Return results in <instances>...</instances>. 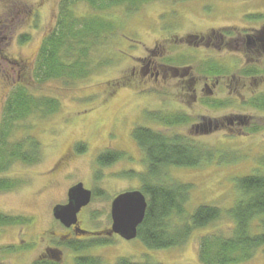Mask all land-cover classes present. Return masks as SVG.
<instances>
[{
	"label": "rangeland",
	"instance_id": "obj_1",
	"mask_svg": "<svg viewBox=\"0 0 264 264\" xmlns=\"http://www.w3.org/2000/svg\"><path fill=\"white\" fill-rule=\"evenodd\" d=\"M61 2L62 0H0V30L2 37H5L0 42V67L4 65L7 72L8 67L12 66L1 58L2 54L11 59L17 58L18 63H22V60L29 62L27 70L20 76L19 85L28 88L36 97L54 98L59 104L58 110L53 113L46 116L35 113L15 123L11 140L33 135L42 145V159L34 165L13 164L2 174L5 179H15L18 183L15 189L0 192V212L11 216H33L30 229L28 226L23 228L22 225L15 230L21 227L24 231L32 230L36 237L45 231L62 232L64 229L54 223L50 199L60 202L66 197L65 192L70 185L83 182L94 190V196L79 215L82 227L89 230L108 227L111 223L112 198L123 191L139 189L140 181L135 171L145 169L143 154L128 136L129 132L135 125L142 124L146 118L145 109L160 107L177 113L187 112L190 122L169 131L155 123L146 125L199 141L202 147L205 145L214 150L225 151L221 160L212 158L196 167L169 170V180L193 186L186 205L187 211L191 212L200 204L216 205L223 210L230 208L238 197L235 178L255 169L264 173V111L244 104L245 99L253 98L258 94L256 92L264 90V77L254 80L243 77L238 80L237 88H240L242 98L238 100L237 107L233 104L235 100L232 101L229 97L232 104L216 108L205 102L202 106L189 96L186 99L179 95L181 92H178L175 100L171 88L178 79H171L170 76L162 81L161 78L141 74L142 64L137 59L147 55V48L157 45L156 38H174L171 33H177V38H181L180 36L184 37L189 33L204 32V61L214 62L227 56L229 59L234 58L235 63L238 62L241 66L248 59H235V54L224 53L233 51L239 44L231 42L228 49L225 41L228 37L221 42L217 36L221 31L226 33L231 30L236 40L239 33L235 32L237 26H247L252 21L261 20L263 14L253 7L263 4L264 0H154L134 13H125L118 7L108 9L105 14L117 23L116 33L94 50V69L90 74L75 81L45 77L41 80L36 77L41 43L55 26ZM258 7L264 8V4ZM72 8L81 16L92 12L82 2H76ZM223 47L227 48L224 52ZM162 49L164 52L161 57L167 60L170 56L176 57L181 51L172 42L162 44V48L158 46L156 53L160 55ZM186 49L193 53L192 48ZM158 55L150 58L159 62L161 58ZM189 56L192 58V55ZM248 64L252 65L253 62ZM5 75L0 68V118L2 105L12 91L9 82H13V79L11 77V81L9 78L6 80ZM255 80L258 85L254 87ZM207 81L204 79V83L210 84ZM211 82L215 83V80ZM234 82L231 79V83ZM219 86L213 88L210 100L219 98V95L230 96L231 91L234 92L231 87L220 94ZM233 114L246 116L251 121L249 126L241 127L242 131L256 128L249 135L237 134L234 132L237 129L231 130L227 128L228 125L226 128L222 127L224 133L222 129L215 128L214 120L221 121L225 116ZM201 116H204V123L206 120L212 122V131L193 128L194 124L203 123ZM81 142L85 149L78 152L75 146ZM110 142L114 149L124 151L126 157L108 165H100L97 156L110 148ZM66 151L72 156L67 157L54 172L48 173ZM51 178L56 181L55 185H48ZM232 227V220L224 215L217 222L194 229L184 244L161 250L146 248L138 238L123 240L113 235L111 244L100 250V253L101 257L112 261L125 255L133 261H149L151 264H201L197 257L200 237L211 232L229 234ZM11 231L14 229H7L0 236V243L13 241ZM34 240L35 238H29L28 241ZM66 258L60 264H69L70 259ZM12 261L11 264H17ZM238 264H264V254L260 249L251 259Z\"/></svg>",
	"mask_w": 264,
	"mask_h": 264
},
{
	"label": "trees",
	"instance_id": "obj_2",
	"mask_svg": "<svg viewBox=\"0 0 264 264\" xmlns=\"http://www.w3.org/2000/svg\"><path fill=\"white\" fill-rule=\"evenodd\" d=\"M150 1L154 0H63L54 28L43 39L36 77L70 81L85 78L94 69V50L116 33L117 23L105 12L118 7L125 13H134ZM76 2L84 3L92 12L78 15L72 8ZM58 107L56 99L36 97L23 85L12 88L1 109L0 191L17 186L18 180L2 177L11 165H34L42 159V145L33 135L11 140L15 123L35 113L46 116L57 111ZM132 135L147 163L146 171L137 175L147 208L136 236L146 248L161 250L180 246L194 229L206 227L226 215L233 222L232 231L201 236L197 252L199 262L238 264L251 259L260 249L264 254L263 172L255 169L235 178L238 197L230 208L223 210L216 205L200 204L188 212L186 205L193 186L169 180L168 169L196 167L212 158L221 160L224 155L205 145L184 142L180 138L169 139L145 127L135 128ZM75 148L80 152L82 144ZM121 157V152H103L97 156V161L100 165H107ZM114 264L151 263L122 256Z\"/></svg>",
	"mask_w": 264,
	"mask_h": 264
},
{
	"label": "flooded vegetation",
	"instance_id": "obj_3",
	"mask_svg": "<svg viewBox=\"0 0 264 264\" xmlns=\"http://www.w3.org/2000/svg\"><path fill=\"white\" fill-rule=\"evenodd\" d=\"M62 2L60 3V6L62 5ZM60 6H58V12ZM258 6L253 7V9L255 11H260L263 14L261 20L252 21L251 25L237 26L235 28V32L236 34L238 32L239 33L236 40H234V36H233L234 32H231V30H228L226 33H223V31H221V33L218 34L217 36L221 42L225 37H228V39L225 40L227 48L229 47L231 42L239 44L237 48L235 49L233 48L234 50L229 52H224L227 48L223 47V52L228 55L235 54L234 56L236 57L235 59L245 57L246 59H248L247 62H244L245 65L243 64L239 66L238 62L235 63L234 58L229 59L227 56L226 58L223 59L218 58L214 62L212 61L208 62V60L204 61V32H200L197 34L189 33L186 34L184 37L180 36L181 38H177L178 36L177 33H171L172 37L174 38H168L167 36L170 34L166 36L167 38L164 37L156 38L155 44L157 45H154L151 49L147 48L146 49L147 55L143 57H138L137 60L139 61V63L142 64L140 66L141 74H144L146 76L147 75L153 76L155 79L161 78L162 81L166 80L170 76L171 79L172 78L178 79V81L174 83V86H172L171 88V92L172 95L174 96L173 97L174 99L175 96L178 94V92H181L179 95H183L186 99L189 96L190 99H192L194 102L199 101L202 106H204V102H205L210 106H215L216 108H222L229 106L230 104L233 103L232 101L235 100L233 104L234 106L236 105L237 107L239 103L238 100L242 98L240 88H237L239 86L240 79H242L243 77L244 78L247 77L249 79L254 80L256 78L264 77V19H263L264 8H259ZM1 32L2 30H0V42L3 41L5 38L2 37ZM171 42L174 45H178L181 49V51L177 53L178 55L176 57L173 58V56H170L168 60L166 58L161 57L164 52V49L161 50L160 55L156 53L157 52L156 49L158 46H161L162 48V44L167 45L168 43ZM186 48H192L193 50H191V52L193 53H190ZM157 55L161 59H159V62H156V60L154 62L150 57H156ZM189 55H192V58ZM1 58H3V60L6 63L12 64V66L8 67L7 72L5 71L6 67L4 65H1L0 68L2 69V71L5 72L6 80L7 78H9V81L13 79V82H9L11 83L9 88L16 87L21 83L20 76L23 75L24 72L27 70L29 66V62L22 60V63H18L17 58L11 59L5 54H2ZM250 61L253 62L252 65L248 64ZM226 63H229V65L227 66ZM204 79L205 81L210 79L208 80L210 84L204 83ZM212 79L215 80V83L211 82L213 81ZM231 79H233V81L235 82L231 83ZM199 80L201 82H199ZM254 82H255L254 84L255 87V85L258 84L256 80ZM218 85H220L218 87V91L220 92V94L224 89L225 91H228L231 87L233 88L234 92L231 91L230 96L221 97V95H219V98L215 100L213 99L210 100L209 96L213 95V88H215ZM256 93L258 94H256V96H254L253 98L247 100L245 99L244 104L245 105L247 104L249 107L253 109L264 111V90H260L259 92ZM229 97L232 99V101L229 99ZM181 109L182 111H184L183 108ZM144 112H146V118L143 119L142 124L135 125L128 135L132 138L133 143H135V145H137V147L141 150L144 157L143 162L145 169L139 172L135 171L136 174L138 175L142 174L147 169L145 154L142 151V149L138 146L136 140L132 135L133 130L137 127H145L150 130L157 131L172 140H176L180 138L184 142H188V143L190 142L195 144L200 143L199 141L195 142L193 139H190L183 135L180 136L178 135V133L177 134H174L175 132L167 133L160 131L159 128L150 127L149 125H146L147 123H155L156 125L164 126L165 130L169 131L177 126L187 125L188 122H190L189 121L190 118L187 112L184 113L181 112L177 113V111L172 112L170 111L169 108L166 110V108L164 107H160L157 109H145ZM201 117L203 123H200L199 125L194 124L195 126L192 127L195 130L201 129L202 131H212V128H210L212 122H209L210 120H206L204 123V116ZM213 122H214L213 124H215L214 125L215 128L217 129L220 128L221 130L222 127L226 128V125H228L229 127L227 128H230L231 130L237 129V131L234 132L240 135H249L251 131L253 132V129L256 128V127H251L250 131H242L241 127L245 125L249 126L251 124V121L248 120L246 116H240L238 114H233L232 116L229 115L228 117L225 116L223 120L221 121L214 120ZM222 131H223L222 133H224L223 129ZM81 144L84 145L83 142H81ZM83 145L81 150L82 152L85 149ZM109 145L110 148L105 149L104 152L117 151L122 153V158L126 157V153L124 151L114 149V146L111 142ZM218 152L221 155L225 156L224 150L218 149ZM69 153H70L69 151L64 152L59 157V160L56 162V164H54L52 168H50L48 173H52L56 169L61 167L60 165L64 163L65 159L69 156H72L69 155ZM71 153H73L72 150ZM172 168L175 167H170L168 170ZM49 181L50 184L47 183L48 185H52V184L55 185L56 183V181L53 178H51ZM77 183H82L85 189L91 191V199H90L91 202L94 196V190L85 186L83 182H77ZM77 183L72 184L67 188L65 192L66 197H64L60 202L55 199L54 200L50 199L51 214L54 219V223L57 226H61L64 229V231L62 232H57L55 230L45 231L39 234L37 233L38 235L36 237L33 236L32 230L24 231L23 229L24 227L27 226L30 229L34 219L33 216L29 218L26 216L24 217L11 216L0 212V236H2V234H5L7 232V229H11V230L14 229V231H11V234L14 236L13 241L0 243V264L4 262L11 264L12 260H13L12 262H17V264H60L64 257L70 259V261L68 262L69 264H114L118 257L125 256V255L118 256L115 258L114 261L108 260L106 257H101L100 250L106 249L107 246L111 244L113 235L118 236L123 240L126 239L122 238L118 234L110 233L111 223L109 224L108 227L104 228L103 230H89L82 227L81 221L79 219V215L82 212H84V210L90 204V202L86 206H83L80 209V211L77 213V223L72 224L69 227H66L54 217L53 208L56 205H64L67 203L68 190ZM12 189H8V190H12ZM8 190H4L0 192H7ZM18 226L19 227L22 226L23 228L21 227L20 229L15 230L16 227ZM29 238L31 240L35 238V240L30 242L28 241Z\"/></svg>",
	"mask_w": 264,
	"mask_h": 264
},
{
	"label": "water",
	"instance_id": "obj_4",
	"mask_svg": "<svg viewBox=\"0 0 264 264\" xmlns=\"http://www.w3.org/2000/svg\"><path fill=\"white\" fill-rule=\"evenodd\" d=\"M67 197L66 204L53 208V215L69 227L77 223V213L90 202L91 191L85 189L82 183H77L68 190ZM146 208V197L139 189L117 194L110 205V233L118 234L126 240L136 238L137 228L144 219Z\"/></svg>",
	"mask_w": 264,
	"mask_h": 264
}]
</instances>
